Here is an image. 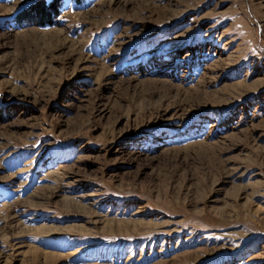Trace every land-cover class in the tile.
<instances>
[{
	"label": "rangeland",
	"instance_id": "rangeland-1",
	"mask_svg": "<svg viewBox=\"0 0 264 264\" xmlns=\"http://www.w3.org/2000/svg\"><path fill=\"white\" fill-rule=\"evenodd\" d=\"M0 264H264V0H0Z\"/></svg>",
	"mask_w": 264,
	"mask_h": 264
}]
</instances>
